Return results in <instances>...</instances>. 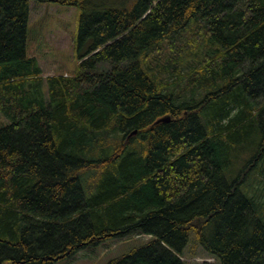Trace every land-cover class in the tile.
<instances>
[{"label":"trees","instance_id":"trees-1","mask_svg":"<svg viewBox=\"0 0 264 264\" xmlns=\"http://www.w3.org/2000/svg\"><path fill=\"white\" fill-rule=\"evenodd\" d=\"M30 1L78 8L72 75ZM0 117V264L131 235L107 264H264V0H0Z\"/></svg>","mask_w":264,"mask_h":264},{"label":"rangeland","instance_id":"rangeland-1","mask_svg":"<svg viewBox=\"0 0 264 264\" xmlns=\"http://www.w3.org/2000/svg\"><path fill=\"white\" fill-rule=\"evenodd\" d=\"M112 1L118 4L125 0ZM78 15V8L75 7L30 1L27 54L37 60L43 77L59 74L68 76L75 72ZM1 123L3 124L4 120L0 117ZM147 240L148 237L139 235L105 239L97 245H88L75 255L55 264H107L111 259L128 253ZM181 259L185 264L214 262L193 239L183 251Z\"/></svg>","mask_w":264,"mask_h":264},{"label":"bare ground","instance_id":"bare-ground-1","mask_svg":"<svg viewBox=\"0 0 264 264\" xmlns=\"http://www.w3.org/2000/svg\"><path fill=\"white\" fill-rule=\"evenodd\" d=\"M166 118H169V117H164V118H160V119H158L157 121H156V123H158V122H169L170 121V118H169V120L168 121H161V120H163V119H166Z\"/></svg>","mask_w":264,"mask_h":264},{"label":"water","instance_id":"water-1","mask_svg":"<svg viewBox=\"0 0 264 264\" xmlns=\"http://www.w3.org/2000/svg\"><path fill=\"white\" fill-rule=\"evenodd\" d=\"M164 120H165V121H168V120H169V118L163 119V120H161V121H164Z\"/></svg>","mask_w":264,"mask_h":264}]
</instances>
